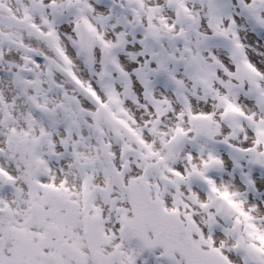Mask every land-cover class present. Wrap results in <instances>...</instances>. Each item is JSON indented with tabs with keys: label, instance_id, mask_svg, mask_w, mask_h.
I'll return each instance as SVG.
<instances>
[{
	"label": "snow or ice",
	"instance_id": "snow-or-ice-1",
	"mask_svg": "<svg viewBox=\"0 0 264 264\" xmlns=\"http://www.w3.org/2000/svg\"><path fill=\"white\" fill-rule=\"evenodd\" d=\"M0 264H264V0H0Z\"/></svg>",
	"mask_w": 264,
	"mask_h": 264
}]
</instances>
